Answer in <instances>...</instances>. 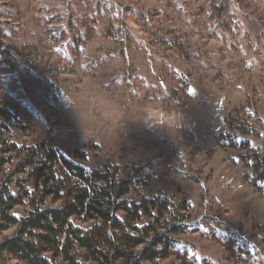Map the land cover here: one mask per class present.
I'll list each match as a JSON object with an SVG mask.
<instances>
[{
    "label": "rangeland",
    "instance_id": "374dc122",
    "mask_svg": "<svg viewBox=\"0 0 264 264\" xmlns=\"http://www.w3.org/2000/svg\"><path fill=\"white\" fill-rule=\"evenodd\" d=\"M0 107L13 116L0 118V149L109 166L129 198L185 208L188 230L146 264H264V179L252 158H264V0H0ZM18 164L0 192L34 188ZM63 205L51 195L42 208ZM16 232L0 213V264H27L1 249ZM73 252L84 262V249Z\"/></svg>",
    "mask_w": 264,
    "mask_h": 264
},
{
    "label": "trees",
    "instance_id": "16d2710c",
    "mask_svg": "<svg viewBox=\"0 0 264 264\" xmlns=\"http://www.w3.org/2000/svg\"><path fill=\"white\" fill-rule=\"evenodd\" d=\"M12 117L6 108L0 107V118ZM4 125L0 121V132ZM22 151L25 150L15 143L10 148L0 149V175L18 159L20 166L15 174L29 169L35 179L34 188H25L22 194L0 192V213L6 215L9 225L17 226L14 237L3 242L1 249L27 264H53L48 253L55 257L62 255L72 264H114L125 257L129 249L139 247L142 250L134 264L154 263L167 256L177 244L176 237L190 227L182 213L185 208L178 207L164 195L129 198L130 182L120 181L118 172L109 166L104 170H88L65 156H57L52 150L46 156L35 153L20 156ZM6 153L11 156H5ZM252 158L257 162L256 167H261H257V179H264V158ZM40 185L43 188L38 194L43 199L36 204V190ZM51 195L64 200V205L42 208ZM27 202L34 209L26 217L18 219L9 214L13 208ZM73 218L97 223L92 229L84 230L71 223ZM77 249L87 253L82 263L77 261L80 253L73 252Z\"/></svg>",
    "mask_w": 264,
    "mask_h": 264
},
{
    "label": "snow or ice",
    "instance_id": "6c2138e0",
    "mask_svg": "<svg viewBox=\"0 0 264 264\" xmlns=\"http://www.w3.org/2000/svg\"><path fill=\"white\" fill-rule=\"evenodd\" d=\"M191 90H192V89H191ZM12 215L15 216V215H17V214H16V213H13ZM6 227H8V226H7V225H4V228H6ZM14 235H15V233H14L11 237L5 236V237H4V240H8L9 238H12ZM4 240H3V241H4ZM193 258H195V257H193Z\"/></svg>",
    "mask_w": 264,
    "mask_h": 264
},
{
    "label": "clouds",
    "instance_id": "9594fccd",
    "mask_svg": "<svg viewBox=\"0 0 264 264\" xmlns=\"http://www.w3.org/2000/svg\"><path fill=\"white\" fill-rule=\"evenodd\" d=\"M226 215H228L227 213H226ZM9 233H5V235H8Z\"/></svg>",
    "mask_w": 264,
    "mask_h": 264
}]
</instances>
